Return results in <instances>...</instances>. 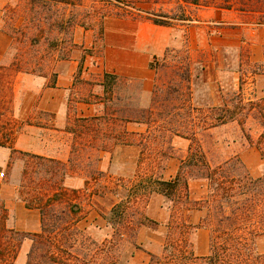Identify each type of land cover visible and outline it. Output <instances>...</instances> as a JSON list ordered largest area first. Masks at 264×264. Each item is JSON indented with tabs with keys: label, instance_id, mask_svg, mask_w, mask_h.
<instances>
[{
	"label": "rangeland",
	"instance_id": "374dc122",
	"mask_svg": "<svg viewBox=\"0 0 264 264\" xmlns=\"http://www.w3.org/2000/svg\"><path fill=\"white\" fill-rule=\"evenodd\" d=\"M0 12L3 27L12 38L13 55L9 65L0 67L3 147L11 146L24 123L42 122L38 115L25 120L18 116L22 77L49 74L57 59L77 54L75 31L92 30L98 40L107 18L163 20L175 26L178 40L153 61L154 76L148 87L120 82L115 89L125 95V104L113 102L109 114L90 126L74 121L77 135L68 162L17 152L0 166L4 174L0 179V261L13 262L12 251L24 239V234L3 227V197L11 192L28 207L40 209L47 231L79 217L75 225L83 233L79 240L113 246L112 259L117 264H147L150 254L160 256L169 231L174 240L186 238L195 256H206L210 230L199 227L205 212L193 203L206 195L207 182L189 179L188 204L181 193L167 199L145 187L148 179L169 180L175 175L189 141L183 148L179 143L171 145V140L185 138L193 123L200 126L204 110L220 105L221 98L236 93L239 84L245 99L264 97V47L255 44L254 35L264 23V0H0ZM97 40L95 48L86 53L97 55ZM116 112L125 117H112ZM130 120L141 123L139 136L123 133L124 122ZM246 128L250 141L235 122L207 131L198 127L196 137L211 164L239 158L256 178L264 175V160L254 145L257 129L252 122ZM123 139L139 145V155L115 150L110 165L99 169V155L92 149L111 151ZM68 174L82 186L63 187ZM120 201L125 209L122 221L108 222L105 218L111 207ZM74 204L78 206L75 217L69 213ZM184 224L193 226L188 234ZM56 238L60 240V233ZM30 244L31 249L33 242ZM253 248L264 253V233L253 238Z\"/></svg>",
	"mask_w": 264,
	"mask_h": 264
},
{
	"label": "crops",
	"instance_id": "0c3cea01",
	"mask_svg": "<svg viewBox=\"0 0 264 264\" xmlns=\"http://www.w3.org/2000/svg\"><path fill=\"white\" fill-rule=\"evenodd\" d=\"M176 32L175 26L118 18H107L103 21L102 34L98 40L92 30L75 31L73 43L80 48L77 54L71 53L63 59H57L49 74H26L22 77V83L18 86L22 93L18 116L25 120L38 115L42 122L24 123L11 146L0 147V166L7 163L12 150L62 163L68 162L73 136L77 135L74 121L105 117L113 102H117V105L125 104V95L115 89L120 82L128 85L137 83L141 88L148 87L154 76L153 61L161 57L167 48L178 44ZM254 35L257 41L255 44L264 47V23L259 25ZM11 40L3 27L0 12V67L9 65L13 60L10 52ZM96 40L99 44L97 55L86 53V50L95 48ZM104 74L115 76L110 88L105 87ZM128 100L130 103L136 102L135 99ZM21 104L27 107L23 109ZM112 117L125 116L116 112ZM140 125L136 121H126L123 124V133L139 136L143 131L137 128ZM174 143H179L184 148L188 140L174 138L171 145ZM92 150L99 155L97 162L101 170L110 165V158L115 150L114 153L133 151L137 155L141 151L135 142L117 144L111 151L101 147ZM82 184L74 183L71 174L66 175L62 183L63 187L73 189L80 188ZM3 208V227L6 230L27 236L40 232L41 213L38 208L28 207L13 192L7 198L3 197ZM31 241L30 237H24L21 241L13 260L15 264L26 263Z\"/></svg>",
	"mask_w": 264,
	"mask_h": 264
},
{
	"label": "trees",
	"instance_id": "16d2710c",
	"mask_svg": "<svg viewBox=\"0 0 264 264\" xmlns=\"http://www.w3.org/2000/svg\"><path fill=\"white\" fill-rule=\"evenodd\" d=\"M151 21L156 25L172 26L168 21ZM103 79L105 87L110 88L115 76L104 74ZM222 98L220 105L203 111L200 126L199 123H193V128H190L185 136L189 141L187 154L185 159L180 160L175 175L170 180L159 177L148 179L149 185L145 187L167 199H173L181 193L188 204L191 203L188 196L189 179H203L207 182L206 195L193 204L205 212L198 225L210 230L209 252L206 256H195L186 238L174 240L169 231L163 253L160 256L150 254L147 264H264V253H257L253 248V238L264 233V175L256 178L250 176L239 158L211 164L207 151L196 137L198 127L201 131H207L235 122L250 141V133L245 130L247 123L252 122L257 129L254 145L264 160V97L245 99L242 84H239L236 93L229 98ZM190 109L197 111L196 108ZM103 118L105 117L83 118L77 121L90 126L92 122ZM193 121L194 119L190 120ZM11 153L17 152L12 150ZM123 204L120 201L113 205L105 219L113 224L120 223L125 214ZM69 213L75 217L78 214V206L71 205ZM79 220V217L72 218L71 222H66L63 227L47 231L41 214L40 232L30 236L24 235L30 237L33 242L25 264H117L112 259L113 246H107L106 242L97 245L92 241L86 244L79 240L83 237L81 230L75 227ZM150 222L155 224L151 220ZM192 228L190 224H184L187 234ZM66 230L69 232L66 233ZM57 233H60V240L56 238ZM16 248L17 246L15 251H12L13 260L18 250ZM2 251L3 249L0 253ZM0 264L7 262L1 260Z\"/></svg>",
	"mask_w": 264,
	"mask_h": 264
},
{
	"label": "built area",
	"instance_id": "2783aa9c",
	"mask_svg": "<svg viewBox=\"0 0 264 264\" xmlns=\"http://www.w3.org/2000/svg\"><path fill=\"white\" fill-rule=\"evenodd\" d=\"M3 175H4V174H3L2 172H0V179L3 177Z\"/></svg>",
	"mask_w": 264,
	"mask_h": 264
}]
</instances>
